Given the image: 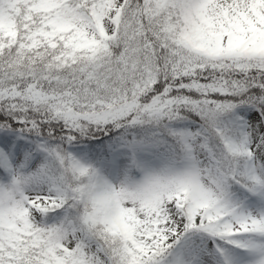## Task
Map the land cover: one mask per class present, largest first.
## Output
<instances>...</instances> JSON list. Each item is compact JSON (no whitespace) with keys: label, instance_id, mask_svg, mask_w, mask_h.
<instances>
[{"label":"snow or ice","instance_id":"snow-or-ice-1","mask_svg":"<svg viewBox=\"0 0 264 264\" xmlns=\"http://www.w3.org/2000/svg\"><path fill=\"white\" fill-rule=\"evenodd\" d=\"M0 264H264V0H0Z\"/></svg>","mask_w":264,"mask_h":264}]
</instances>
